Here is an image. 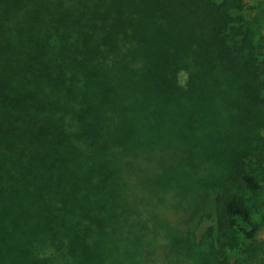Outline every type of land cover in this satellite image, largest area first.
Instances as JSON below:
<instances>
[{
    "label": "trees",
    "instance_id": "trees-1",
    "mask_svg": "<svg viewBox=\"0 0 264 264\" xmlns=\"http://www.w3.org/2000/svg\"><path fill=\"white\" fill-rule=\"evenodd\" d=\"M262 228L264 0H0V264H264Z\"/></svg>",
    "mask_w": 264,
    "mask_h": 264
},
{
    "label": "rangeland",
    "instance_id": "rangeland-1",
    "mask_svg": "<svg viewBox=\"0 0 264 264\" xmlns=\"http://www.w3.org/2000/svg\"><path fill=\"white\" fill-rule=\"evenodd\" d=\"M259 238H264V228L261 229V231L259 233ZM157 260L162 261L163 263L165 262V259H164L163 256H159L157 258ZM150 264H159V263H154V262L151 261Z\"/></svg>",
    "mask_w": 264,
    "mask_h": 264
}]
</instances>
